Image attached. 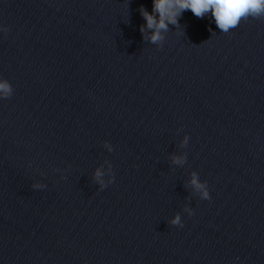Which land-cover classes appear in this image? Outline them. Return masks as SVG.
<instances>
[{"label": "clouds", "instance_id": "1", "mask_svg": "<svg viewBox=\"0 0 264 264\" xmlns=\"http://www.w3.org/2000/svg\"><path fill=\"white\" fill-rule=\"evenodd\" d=\"M185 10H190L197 18H203L209 12L215 21L217 28L224 33L236 28L241 21H247L250 17L253 19L264 18V0H153L152 13L141 7L140 12L146 21L141 26L143 34L145 28L152 30L149 37L150 42L159 44L163 40L162 32L168 31V25L178 24V17ZM154 13V14H153ZM0 31L7 33L8 28L0 26ZM14 93V88L7 79L0 78V99H8ZM188 137H185V142ZM107 143V142H106ZM111 151V148L109 149ZM183 157L173 155L172 163L180 165L183 163ZM100 170L95 172L96 182L103 190L106 188L101 179ZM191 184L194 189L199 191L201 199H211L207 181L201 182L198 176L193 173ZM32 187L42 188L41 184H33ZM193 211L189 210V216ZM170 225L183 227V221L179 214H176L170 221Z\"/></svg>", "mask_w": 264, "mask_h": 264}]
</instances>
